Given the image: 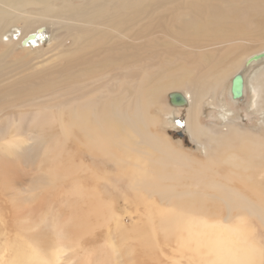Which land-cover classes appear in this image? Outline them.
Segmentation results:
<instances>
[{"label":"bare ground","instance_id":"obj_1","mask_svg":"<svg viewBox=\"0 0 264 264\" xmlns=\"http://www.w3.org/2000/svg\"><path fill=\"white\" fill-rule=\"evenodd\" d=\"M0 264H264V0H0Z\"/></svg>","mask_w":264,"mask_h":264},{"label":"rangeland","instance_id":"obj_2","mask_svg":"<svg viewBox=\"0 0 264 264\" xmlns=\"http://www.w3.org/2000/svg\"><path fill=\"white\" fill-rule=\"evenodd\" d=\"M45 42L47 41L44 40L42 44L45 45L46 44ZM225 92L226 93L223 94V98L227 104V107L229 108V110L233 111L234 113L239 114L240 117L238 118V121L240 123L242 122L243 125L247 127L256 125L257 122L259 121L258 120L259 115L256 112H254L250 106L251 104L250 96L251 95H250L249 90L245 89L243 95L237 99L232 98V95L229 89H227V91ZM180 99L181 98H179V100ZM181 102H182V105L185 104L183 101ZM209 119H210V116L208 118H205L203 122L206 123ZM169 131L172 132V137L175 141L178 140L181 142L180 144L183 145L182 146L183 148L192 150V151L195 150V143L188 135L185 124L183 122L175 126L171 125L169 127ZM119 207H120V203H119Z\"/></svg>","mask_w":264,"mask_h":264},{"label":"water","instance_id":"obj_3","mask_svg":"<svg viewBox=\"0 0 264 264\" xmlns=\"http://www.w3.org/2000/svg\"><path fill=\"white\" fill-rule=\"evenodd\" d=\"M32 38L33 35L31 34L29 36V38ZM26 41V39L24 40V42ZM239 76H236L233 81H232V87H231V95L233 98L237 99L241 97L242 91H241V83H239ZM234 85H236V87L234 88Z\"/></svg>","mask_w":264,"mask_h":264}]
</instances>
